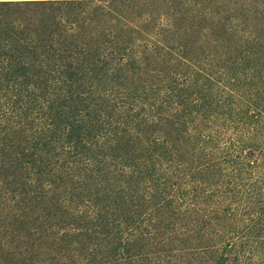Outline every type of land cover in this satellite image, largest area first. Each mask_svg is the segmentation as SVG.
I'll return each instance as SVG.
<instances>
[{"label": "trees", "instance_id": "trees-1", "mask_svg": "<svg viewBox=\"0 0 264 264\" xmlns=\"http://www.w3.org/2000/svg\"><path fill=\"white\" fill-rule=\"evenodd\" d=\"M0 264H264V0H0Z\"/></svg>", "mask_w": 264, "mask_h": 264}]
</instances>
